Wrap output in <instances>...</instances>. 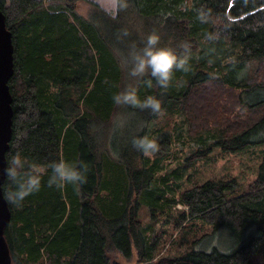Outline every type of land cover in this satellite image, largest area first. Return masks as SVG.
Listing matches in <instances>:
<instances>
[{
  "label": "trees",
  "instance_id": "16d2710c",
  "mask_svg": "<svg viewBox=\"0 0 264 264\" xmlns=\"http://www.w3.org/2000/svg\"><path fill=\"white\" fill-rule=\"evenodd\" d=\"M86 3L84 13L77 0H0L14 69L6 159L20 151L45 169L38 192L20 207L9 204L4 236L11 264H115L108 250L127 258L133 248L136 264H264V27H257L264 0H127L115 18L98 3ZM201 6L211 10V23L197 19ZM152 31L162 45L191 46L190 70H175L167 90L150 76L130 77L125 66L129 49L141 47ZM130 83L141 99H161L159 114L113 104V94ZM117 113L127 123L113 134ZM158 115L163 121L155 125ZM173 131L200 144L185 159L188 165L211 149L239 153L262 146L263 155L244 190L234 177L183 190L178 219L209 230L184 254L153 263L154 244L140 209L172 201L164 189L172 192L166 181L177 171L161 173V146ZM134 135L155 139L159 151L145 156L134 149ZM60 159L86 162V182L48 187L47 165ZM2 187H9L7 179Z\"/></svg>",
  "mask_w": 264,
  "mask_h": 264
},
{
  "label": "clouds",
  "instance_id": "9594fccd",
  "mask_svg": "<svg viewBox=\"0 0 264 264\" xmlns=\"http://www.w3.org/2000/svg\"><path fill=\"white\" fill-rule=\"evenodd\" d=\"M128 7L127 0H107V6L101 5L103 11L109 16H115ZM197 19L201 23H211V10H205L203 6L196 9ZM257 27H264V21H258ZM123 35H127L125 31ZM207 40L213 39L211 33H206ZM191 46L187 42L179 45V48L161 44V36L158 32H150L143 41L141 47H131L125 57V66L128 75L132 78L142 79L150 76L156 84L167 90L172 82L175 70L188 72L190 70L189 59ZM147 87H152V80H148ZM112 101L118 108L148 110L153 114L161 111V99L155 95H146L143 99L138 95L137 87L133 84L126 85L123 90L112 96ZM127 121L121 113H117L112 120L111 131L118 134L123 131ZM134 149L150 156L159 151V145L155 139L148 135H134L131 139ZM50 175L47 180L48 187L55 186L63 189L68 184L79 185L86 182V174L89 166L84 161L69 162L64 159L50 162L47 165ZM45 169L38 163L24 157L20 151H16L7 161L4 174L9 187L3 192V198L7 204L16 207L22 206L27 197L41 188L42 175Z\"/></svg>",
  "mask_w": 264,
  "mask_h": 264
},
{
  "label": "rangeland",
  "instance_id": "374dc122",
  "mask_svg": "<svg viewBox=\"0 0 264 264\" xmlns=\"http://www.w3.org/2000/svg\"><path fill=\"white\" fill-rule=\"evenodd\" d=\"M98 3L100 6H107V0H91ZM77 9L86 13L88 5L86 0H77ZM205 86L204 89H208ZM201 91V92H202ZM211 92V91H210ZM200 94V92H199ZM200 95L196 103L201 99ZM161 122L160 115L156 118ZM177 129V127L175 128ZM170 137V142L166 146H161L163 155H166L162 161V174L168 170L177 172L169 174L166 183L173 189L172 192L164 189L165 198L172 201L162 203V207L149 209L146 204H142L140 209V216L142 223L148 225V238L154 244V257L151 260L155 263L162 257H174L184 254L191 247V242L195 237H198L205 231L209 230L207 224H201L198 221L178 219L180 211L184 210L185 206L178 201L179 194L193 185L200 184L208 179L234 177L238 183L239 190H244L248 183L254 178L256 167L262 158V146L247 148L239 153H227L217 149H211V152L206 158L195 159L190 165L185 163V159L192 150L198 148L200 144L196 141L190 140L186 132L176 133L173 131ZM178 134V135H177ZM167 179V178H166ZM160 184V183H159ZM173 198V199H172ZM142 201V200H141ZM157 201H160L157 199ZM220 238H211V243H218ZM198 244H200L198 242ZM137 253L133 248L129 257H123L118 251L114 249L108 250V256L111 262L115 264H136ZM139 264H141L139 262Z\"/></svg>",
  "mask_w": 264,
  "mask_h": 264
},
{
  "label": "water",
  "instance_id": "95a60500",
  "mask_svg": "<svg viewBox=\"0 0 264 264\" xmlns=\"http://www.w3.org/2000/svg\"><path fill=\"white\" fill-rule=\"evenodd\" d=\"M13 43L11 31L5 25V16L0 9V264H11V254L4 236V228L10 219L9 205L3 198V183L6 179V152L12 135L13 108L8 81L13 75Z\"/></svg>",
  "mask_w": 264,
  "mask_h": 264
},
{
  "label": "bare ground",
  "instance_id": "6f19581e",
  "mask_svg": "<svg viewBox=\"0 0 264 264\" xmlns=\"http://www.w3.org/2000/svg\"><path fill=\"white\" fill-rule=\"evenodd\" d=\"M199 1V0H198ZM221 36H222V34H221ZM216 38H218V37H216ZM221 39V38H220ZM231 45V44H230ZM225 51V50H224ZM223 51V52H224ZM222 56V55H221ZM225 57H226V55H225ZM224 57V58H225ZM253 58H255V57H253ZM259 58H260V56H259ZM220 59V58H219ZM257 62V61H256ZM257 63H259V62H257ZM256 65H258V64H256ZM264 67V66H263ZM264 69V68H263ZM258 70V69H257ZM249 71V70H248ZM255 72V71H254ZM258 72V71H257ZM260 73V72H259ZM263 73L264 72H262V76H264L263 75ZM251 76V75H250ZM253 76V75H252ZM246 77H249V75L248 76H246ZM254 77H256V76H254ZM239 78V77H238ZM251 79V78H250ZM230 80V79H229ZM239 80V79H238ZM249 80V79H248ZM259 81V80H258ZM246 82V81H245ZM253 83V82H252ZM255 83V82H254ZM257 85H258V83H257ZM260 85H262V84H260ZM263 88V87H262ZM250 89V88H249ZM254 89V88H253ZM242 90V89H241ZM248 90V89H247ZM256 91H258V90H256ZM259 91H261V90H259ZM252 92V91H251ZM256 93V92H255ZM249 94H250V92H249ZM251 95V94H250ZM259 95V94H258ZM256 96V95H255ZM247 97V96H246ZM244 98V97H243ZM261 99V98H260ZM254 100V99H253ZM258 101V100H257ZM263 106V105H262ZM243 108V107H242ZM253 108H256V107H253ZM249 112H251L250 110H249ZM253 112V111H252ZM262 130H264V129H262ZM10 142V141H9ZM261 144V143H260ZM8 152V151H7ZM9 205V204H8ZM4 230H5V228H4Z\"/></svg>",
  "mask_w": 264,
  "mask_h": 264
}]
</instances>
